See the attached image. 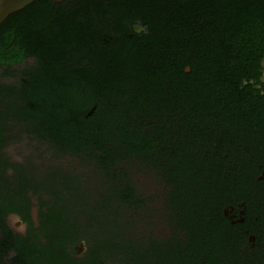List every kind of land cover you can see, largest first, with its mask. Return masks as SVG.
Returning a JSON list of instances; mask_svg holds the SVG:
<instances>
[{"label": "trees", "instance_id": "1", "mask_svg": "<svg viewBox=\"0 0 264 264\" xmlns=\"http://www.w3.org/2000/svg\"><path fill=\"white\" fill-rule=\"evenodd\" d=\"M22 134L81 163L12 165ZM263 157L264 0H39L0 26V264H239L218 205ZM136 162L186 242L140 227Z\"/></svg>", "mask_w": 264, "mask_h": 264}, {"label": "flooded vegetation", "instance_id": "2", "mask_svg": "<svg viewBox=\"0 0 264 264\" xmlns=\"http://www.w3.org/2000/svg\"><path fill=\"white\" fill-rule=\"evenodd\" d=\"M95 109L91 110L90 116ZM18 147L19 144L15 138L8 142L1 154L5 156L10 164L27 167L29 158H22L23 153L20 150L16 151ZM12 149L14 150L10 151ZM80 157L84 159V162L90 160L89 157L83 154ZM51 161L53 162L47 168H63L68 172H73L81 163L77 156L67 155L62 157L58 154H53ZM261 163L260 167L256 169V175L254 173V176L251 175L245 178L248 182L243 184L244 189L239 188L240 183L238 181L233 182L231 193L220 200L218 205L219 211L216 221L225 230L231 241L237 245L241 254L239 264H264V159ZM135 165L136 168L131 179L134 183L136 196L142 200L139 212L141 216L140 227L151 226L150 230L156 234L157 238H159V233H165L164 238L173 241L179 239L186 242L188 232L184 230L181 221L175 216L176 213L173 207L171 206L172 211L164 212V194L165 192L171 194L172 188L167 187L165 181L159 178L160 173L150 172L148 166L143 168L139 162H136ZM6 175L11 177L15 175V172L12 168H7ZM166 189L167 191H165ZM147 191H150V193H147ZM27 198L31 200L30 213L34 228L38 229L41 203L50 201V197L46 192L39 191L35 193L30 190ZM159 204L160 208H157ZM147 208H149V212L145 214L144 210ZM34 212H36V217H34ZM11 218L12 215L8 217L10 228L16 234L25 235L28 231V225L19 222L18 226H24L25 228L23 227V231L17 230L10 225Z\"/></svg>", "mask_w": 264, "mask_h": 264}, {"label": "rangeland", "instance_id": "3", "mask_svg": "<svg viewBox=\"0 0 264 264\" xmlns=\"http://www.w3.org/2000/svg\"><path fill=\"white\" fill-rule=\"evenodd\" d=\"M16 140L19 144V147H18L19 149L17 148L16 151L18 152L20 150L21 153H23L22 158H29V164L30 165L35 167L38 172L40 171V172L45 173L46 172L45 170H47V167H49V165H51V163L53 162V161H51V158L53 157L54 153L50 149H48L46 146L39 143L38 141L31 140L29 137L23 136V134L20 135L19 137H17ZM13 150L14 149H12L10 151H13ZM88 171L89 170L85 171L86 175H90ZM90 176L93 177V174ZM91 180H92V182H90V184H91L92 189H94L95 187H97L96 186L97 182H95L96 178L93 177V179L91 178ZM91 187H90V189H91ZM147 193H150V191H147ZM157 208H160V204L157 206ZM18 223H19L18 219H16V218L10 219V225L12 227H14L17 230L23 231V227L18 226ZM158 235H159L158 237H161V236L165 237L166 234L165 233H163V234L159 233ZM83 249H84V246H83ZM83 249L81 252L84 251Z\"/></svg>", "mask_w": 264, "mask_h": 264}, {"label": "water", "instance_id": "4", "mask_svg": "<svg viewBox=\"0 0 264 264\" xmlns=\"http://www.w3.org/2000/svg\"><path fill=\"white\" fill-rule=\"evenodd\" d=\"M39 0H0V26L13 14L18 13L33 3L37 2ZM53 2L54 4H60L66 1H72V0H49ZM146 29L140 25H136L134 27V31L137 34L142 33ZM190 69H187V73H190ZM34 217H36V212H34ZM12 218H16L19 220V222L23 223L21 221V218L18 215H12ZM24 227V226H23ZM25 228V227H24Z\"/></svg>", "mask_w": 264, "mask_h": 264}]
</instances>
